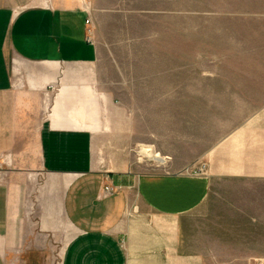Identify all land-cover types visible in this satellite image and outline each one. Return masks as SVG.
Here are the masks:
<instances>
[{"label":"crops","instance_id":"1","mask_svg":"<svg viewBox=\"0 0 264 264\" xmlns=\"http://www.w3.org/2000/svg\"><path fill=\"white\" fill-rule=\"evenodd\" d=\"M176 11L0 0V264L264 262V51Z\"/></svg>","mask_w":264,"mask_h":264},{"label":"rangeland","instance_id":"2","mask_svg":"<svg viewBox=\"0 0 264 264\" xmlns=\"http://www.w3.org/2000/svg\"><path fill=\"white\" fill-rule=\"evenodd\" d=\"M174 1L177 11L173 18L192 21L193 40L197 41L199 35L208 37V43L202 45L203 49L225 54L232 51H264V0ZM184 8L186 11H183ZM195 47L196 43H193ZM257 256H264V252H258Z\"/></svg>","mask_w":264,"mask_h":264},{"label":"built area","instance_id":"3","mask_svg":"<svg viewBox=\"0 0 264 264\" xmlns=\"http://www.w3.org/2000/svg\"><path fill=\"white\" fill-rule=\"evenodd\" d=\"M87 24H91L90 21H88ZM88 33H90V31H88ZM193 174L196 175V176L203 175L204 174V168L198 170L197 172H195ZM106 192H110V189L106 188Z\"/></svg>","mask_w":264,"mask_h":264},{"label":"bare ground","instance_id":"4","mask_svg":"<svg viewBox=\"0 0 264 264\" xmlns=\"http://www.w3.org/2000/svg\"><path fill=\"white\" fill-rule=\"evenodd\" d=\"M143 152V151H142ZM145 152V151H144ZM145 154V153H144Z\"/></svg>","mask_w":264,"mask_h":264}]
</instances>
